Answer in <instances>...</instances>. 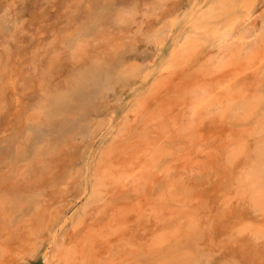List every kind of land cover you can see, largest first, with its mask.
Segmentation results:
<instances>
[{
    "label": "bare ground",
    "instance_id": "1",
    "mask_svg": "<svg viewBox=\"0 0 264 264\" xmlns=\"http://www.w3.org/2000/svg\"><path fill=\"white\" fill-rule=\"evenodd\" d=\"M257 2L35 5L34 25L21 38L31 52V114L42 140L32 187L18 192V207L16 196L0 198V212L35 206L50 225L77 195L70 233L50 238L43 264H160L161 257L163 264H264ZM22 71L16 63L5 84L0 79L12 117L26 103ZM106 132L113 140L92 163ZM13 238L0 240V264H18L37 242L31 231Z\"/></svg>",
    "mask_w": 264,
    "mask_h": 264
},
{
    "label": "rangeland",
    "instance_id": "2",
    "mask_svg": "<svg viewBox=\"0 0 264 264\" xmlns=\"http://www.w3.org/2000/svg\"><path fill=\"white\" fill-rule=\"evenodd\" d=\"M39 1L0 0V34L6 38V42L0 46V79L5 84L10 72L16 68V63H19L23 68L20 78V91L26 99L21 114L17 113L16 117H12L10 116L14 110L12 95L4 91L3 88L0 89V198L7 200L11 196L12 198L16 196L11 202L17 207L21 199L18 197L19 193H24L32 187L28 180L36 161L35 145H38L42 140L38 131L40 119L38 120L39 117L31 114L35 103L34 91L30 85L32 74H34L29 54L31 52L24 46L21 38L23 31L34 25L35 5ZM155 1L188 2V0ZM202 1L200 0V2ZM257 9L264 11V0H258ZM66 22L68 25L71 24L69 18ZM70 36L72 35L70 34ZM2 38L0 37V40ZM168 52L169 49H166L165 53ZM46 61L45 59L44 62ZM152 68L150 67L149 70ZM122 101L124 102L126 99L123 97ZM46 134H49V131ZM113 135L114 133H105L91 157L92 163L98 159L100 149L104 150L110 145ZM86 161L87 158L83 162V168L86 167ZM23 173H25L26 184L20 186L17 180ZM42 183L43 181L38 185ZM77 201V195L74 194L70 202L64 206L62 213L50 225H48L46 214L36 213L35 206H25L24 210L16 208L10 217H1L2 212H0V240H12L15 234L34 232L37 242L33 250L25 255L18 264H43L50 238L57 235V240L66 239L70 233L73 223L72 216L81 207ZM54 247L55 245H53ZM175 254L173 250L170 255ZM147 257L151 262H157V259L151 255ZM159 260L161 261L160 264L164 263L162 257Z\"/></svg>",
    "mask_w": 264,
    "mask_h": 264
}]
</instances>
